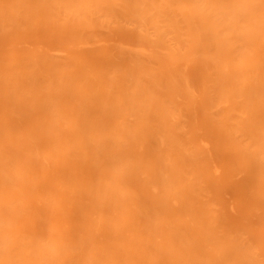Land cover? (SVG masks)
<instances>
[{
    "label": "bare ground",
    "instance_id": "1",
    "mask_svg": "<svg viewBox=\"0 0 264 264\" xmlns=\"http://www.w3.org/2000/svg\"><path fill=\"white\" fill-rule=\"evenodd\" d=\"M0 264H264L260 0H0Z\"/></svg>",
    "mask_w": 264,
    "mask_h": 264
},
{
    "label": "snow or ice",
    "instance_id": "2",
    "mask_svg": "<svg viewBox=\"0 0 264 264\" xmlns=\"http://www.w3.org/2000/svg\"><path fill=\"white\" fill-rule=\"evenodd\" d=\"M260 7H261V18H262V26H264V0H260ZM230 21L234 20V17L229 18Z\"/></svg>",
    "mask_w": 264,
    "mask_h": 264
}]
</instances>
